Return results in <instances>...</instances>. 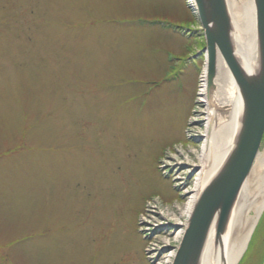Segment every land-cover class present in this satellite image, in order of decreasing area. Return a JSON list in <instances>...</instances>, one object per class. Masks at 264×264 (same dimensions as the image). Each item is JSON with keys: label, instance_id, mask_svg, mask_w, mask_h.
I'll use <instances>...</instances> for the list:
<instances>
[{"label": "rangeland", "instance_id": "1", "mask_svg": "<svg viewBox=\"0 0 264 264\" xmlns=\"http://www.w3.org/2000/svg\"><path fill=\"white\" fill-rule=\"evenodd\" d=\"M193 14L184 0H0V264L177 252L206 129Z\"/></svg>", "mask_w": 264, "mask_h": 264}, {"label": "bare ground", "instance_id": "2", "mask_svg": "<svg viewBox=\"0 0 264 264\" xmlns=\"http://www.w3.org/2000/svg\"><path fill=\"white\" fill-rule=\"evenodd\" d=\"M227 4L233 26L232 38L237 59L247 73H256L260 66V47L255 0H227ZM201 89L200 99L205 102L206 110H197L198 113L195 114L196 118L194 119L200 121V117L203 116V124L206 129L204 133L200 134L203 146L200 149L199 162L193 165L190 172L196 177L194 187L188 190V193H192V195L182 212L186 217L191 215L201 192L226 161L234 146L243 113L240 87L220 56L217 60L214 86L208 87L205 68ZM199 112L203 114L201 115ZM190 155H194L193 151H190ZM190 157L187 156V159ZM155 203L157 202L155 201ZM155 207H157L156 204L153 205V208ZM263 209L264 152L257 156L255 165L231 211L225 232L218 235L216 224L211 228L198 264H237ZM179 210L181 208L176 209L178 212ZM168 212L173 219L170 223L174 225L182 223L175 218L177 215L170 208ZM182 233H178V239ZM168 246L169 244H166L161 248ZM175 254L176 251L170 250L165 256L163 264H171Z\"/></svg>", "mask_w": 264, "mask_h": 264}, {"label": "water", "instance_id": "3", "mask_svg": "<svg viewBox=\"0 0 264 264\" xmlns=\"http://www.w3.org/2000/svg\"><path fill=\"white\" fill-rule=\"evenodd\" d=\"M206 39L208 87L214 86L220 56L235 78L243 98L236 140L226 161L203 189L189 218L172 264H198L211 231L225 232L234 204L255 164L264 137V0H255L260 66L247 73L235 52L227 0H196Z\"/></svg>", "mask_w": 264, "mask_h": 264}, {"label": "flooded vegetation", "instance_id": "4", "mask_svg": "<svg viewBox=\"0 0 264 264\" xmlns=\"http://www.w3.org/2000/svg\"><path fill=\"white\" fill-rule=\"evenodd\" d=\"M252 238H257L258 243L254 259L250 264H264V212L255 228Z\"/></svg>", "mask_w": 264, "mask_h": 264}, {"label": "trees", "instance_id": "5", "mask_svg": "<svg viewBox=\"0 0 264 264\" xmlns=\"http://www.w3.org/2000/svg\"><path fill=\"white\" fill-rule=\"evenodd\" d=\"M188 18H189V20H188V21H189L190 23H191V22H195V21H196V20H195V19H193V18H192V20H190V17H188Z\"/></svg>", "mask_w": 264, "mask_h": 264}]
</instances>
